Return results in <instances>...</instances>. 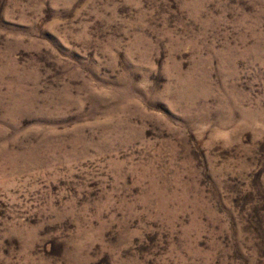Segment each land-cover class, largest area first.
<instances>
[{
    "label": "rangeland",
    "instance_id": "1",
    "mask_svg": "<svg viewBox=\"0 0 264 264\" xmlns=\"http://www.w3.org/2000/svg\"><path fill=\"white\" fill-rule=\"evenodd\" d=\"M0 264H264V0H0Z\"/></svg>",
    "mask_w": 264,
    "mask_h": 264
}]
</instances>
